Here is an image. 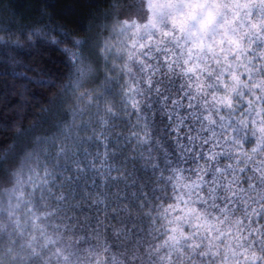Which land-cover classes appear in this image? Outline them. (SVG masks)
<instances>
[{
    "label": "clouds",
    "instance_id": "clouds-1",
    "mask_svg": "<svg viewBox=\"0 0 264 264\" xmlns=\"http://www.w3.org/2000/svg\"><path fill=\"white\" fill-rule=\"evenodd\" d=\"M30 6H0V264H264V0ZM37 137L48 183L17 203Z\"/></svg>",
    "mask_w": 264,
    "mask_h": 264
},
{
    "label": "snow or ice",
    "instance_id": "snow-or-ice-1",
    "mask_svg": "<svg viewBox=\"0 0 264 264\" xmlns=\"http://www.w3.org/2000/svg\"><path fill=\"white\" fill-rule=\"evenodd\" d=\"M212 2L215 3V0H212ZM184 3L188 17L195 18L197 11L204 9V5L208 3V0H184ZM67 16L69 23H75L78 19V15L71 8L67 9ZM213 17V10L209 7L205 11L204 18L200 21L201 27L204 28L207 23L211 22ZM32 35L37 37L36 42L38 44H41V47H46L44 44V41L48 36L46 29H44L42 26H36L32 29ZM50 39L53 44L58 43V40L55 36L51 37ZM14 43L15 42L12 40L11 36H8L3 41H0V54H7L11 56V54L8 53L7 50L12 47ZM61 47L65 48V52L67 53L69 58H74V53L70 47L63 44L61 45ZM41 58L43 57H38V59ZM53 59L55 58L53 57ZM61 72L62 66L57 63L55 65V68H53V66H48L47 68H45L43 74L37 77L36 79L42 86L46 85L48 87H52L53 84L50 83V81H53L57 74ZM24 87L26 88L27 85H24ZM47 143V138L41 140L39 137H37L33 142V148L29 153H27L28 167L16 176V182L20 185V190L15 192L17 203H19V201L22 200L25 196V187L35 190L42 184L48 183L47 178L49 175V167L48 158L46 155ZM9 203L11 204V200L9 201ZM8 215H13V211L11 208L8 211ZM256 215L259 219L260 213L257 212ZM32 219L35 223L37 217L33 216ZM15 222L17 224L19 223V216L16 217Z\"/></svg>",
    "mask_w": 264,
    "mask_h": 264
},
{
    "label": "trees",
    "instance_id": "trees-1",
    "mask_svg": "<svg viewBox=\"0 0 264 264\" xmlns=\"http://www.w3.org/2000/svg\"><path fill=\"white\" fill-rule=\"evenodd\" d=\"M31 0H0V6L3 5H9L8 7V15H16L23 18H27L28 16H31L36 9L32 8L30 6ZM53 57L55 59H53ZM57 61H60V57L56 56L55 52H52L50 56H46L43 59L44 67L47 68L48 66H53L55 68V65L58 63ZM61 65V63H58ZM35 74V73H33ZM17 97H13V102Z\"/></svg>",
    "mask_w": 264,
    "mask_h": 264
}]
</instances>
